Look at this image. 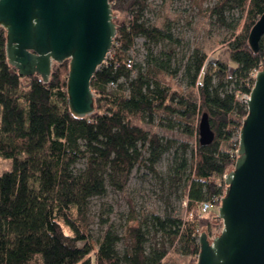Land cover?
<instances>
[{
  "label": "trees",
  "instance_id": "16d2710c",
  "mask_svg": "<svg viewBox=\"0 0 264 264\" xmlns=\"http://www.w3.org/2000/svg\"><path fill=\"white\" fill-rule=\"evenodd\" d=\"M205 1L199 0L200 6ZM110 3L113 16L124 17L116 24L112 56L91 80L95 111L84 117L74 115L68 105L70 60L55 63L48 82L37 73L22 76L8 61L7 30L0 26V157L11 159L10 170L0 174V264H164L167 241L178 244L190 264H196L199 235L213 219L218 220L211 210L201 213L200 203L220 205L227 190L223 176L233 167L237 158L233 149L238 147L224 144L248 114L236 91L244 89L253 68H264V35L257 52L248 43L250 29L264 12V0H218L213 11L220 20H225L228 6L239 7L245 18L229 42L233 66L218 65L214 73L203 72L207 54L196 48L188 57L185 75L190 87L198 88V98L193 91L184 95L166 84L163 76L170 68V56L163 60L148 53L147 61L158 68V80L141 69L132 76L133 68L125 61L137 37L158 44L172 41L173 36L168 28L142 20L146 0ZM175 113L187 133H193L194 127L197 133L193 161L189 164L184 158L169 175L171 184H177L189 168L182 187L186 218L139 216L134 201L128 199L124 250H118L121 236L112 229L93 239L88 227L90 198L106 191L107 179L123 190L135 165L143 162V149L149 153L147 167L156 172L155 164L172 141L147 129L144 121L152 123L156 116L171 121ZM203 114L214 133L207 144L199 139ZM182 147L186 151L189 143ZM80 160H85V167L76 171Z\"/></svg>",
  "mask_w": 264,
  "mask_h": 264
},
{
  "label": "water",
  "instance_id": "95a60500",
  "mask_svg": "<svg viewBox=\"0 0 264 264\" xmlns=\"http://www.w3.org/2000/svg\"><path fill=\"white\" fill-rule=\"evenodd\" d=\"M0 26L7 30L6 54L22 76L50 80L55 63L70 60L68 105L79 117L95 111L91 80L106 61L117 33L110 0H0ZM264 35V12L248 34L253 51ZM248 114L239 130L227 190L218 206V235H199L196 264H264V68H259ZM202 144L214 138L206 114L199 122Z\"/></svg>",
  "mask_w": 264,
  "mask_h": 264
},
{
  "label": "rangeland",
  "instance_id": "374dc122",
  "mask_svg": "<svg viewBox=\"0 0 264 264\" xmlns=\"http://www.w3.org/2000/svg\"><path fill=\"white\" fill-rule=\"evenodd\" d=\"M217 2L218 0H206L200 6L199 0H146L147 7L142 20L150 25L168 28L173 40L147 44L143 36L137 37L128 53L129 57L133 59V63L137 64L132 69V76H136L141 69L152 80H158L160 77L157 75L158 68L147 61L148 53L152 51L155 56H159L163 60H168V56H170V68L167 73H164V81L166 84H170L172 90H177L184 95L193 91L194 98H198V88L190 87L185 75V64L188 57L196 48L206 53L208 58L203 72L214 73L218 65L233 66L229 42L236 28L237 31L242 29L245 18L239 7L228 6L224 10L225 20H220L218 14L213 11ZM123 17L122 14L114 13V22L117 25L120 24ZM163 51L166 53H161ZM214 79L217 81L216 75ZM230 88H234V85L231 84ZM174 106L178 107V104L175 102ZM1 110L0 104V122ZM175 116L179 118V114L175 113L170 115L171 121L159 118V116H156L152 123H148L147 118L144 121L147 129L159 133L165 141H172L171 148L163 153L155 164L156 172L147 167L146 158L149 153L143 149L141 156L143 162L135 165L123 190L116 189L107 179L106 191L90 198L88 227L93 239H101L108 229H112L121 236L117 243L118 250L121 252L124 250L126 241L123 234L130 212L128 199L134 201L135 210L139 216L158 214L164 217L167 214H172L186 218V201L182 195V187L189 168L182 171L184 179L177 184H171L169 175L175 171L184 158L191 164L193 161L192 147L196 145L197 133L196 127H194L193 133H187L184 124L179 123ZM194 123L198 124V116L194 118ZM186 142L189 143V147L183 151L182 144ZM224 146L238 147V132ZM85 164V160L78 161L75 164V170L84 168ZM10 168L11 159L0 157V174ZM218 206L219 204L212 205L211 215L218 217ZM222 227L223 221L218 217V220L213 219L209 227H204L203 231H206L208 235L216 236ZM154 234L155 231L151 230L152 237ZM156 235L160 236L159 233ZM166 247L168 252L164 264H190V257L180 252L178 244H171L167 241Z\"/></svg>",
  "mask_w": 264,
  "mask_h": 264
},
{
  "label": "built area",
  "instance_id": "2783aa9c",
  "mask_svg": "<svg viewBox=\"0 0 264 264\" xmlns=\"http://www.w3.org/2000/svg\"><path fill=\"white\" fill-rule=\"evenodd\" d=\"M112 51L110 50L108 55L112 56ZM107 55V58L109 57ZM125 64L128 68H133V59L131 57H128L125 61ZM258 70L259 68L258 67H255L253 68L250 73H249V76L247 77L246 81H245V87L244 89H239L236 91V98L239 99L240 101H242L243 103H245L247 105V100L248 98L250 97V93H251V90L254 86V83H255V79H256V76H257V73H258ZM111 85H114V83H111ZM238 135H239V131H238ZM238 150V149H237ZM237 150H236V156L238 155L237 154ZM212 207V204L210 201H202L200 203V212L201 213H204V212H207L211 209Z\"/></svg>",
  "mask_w": 264,
  "mask_h": 264
}]
</instances>
